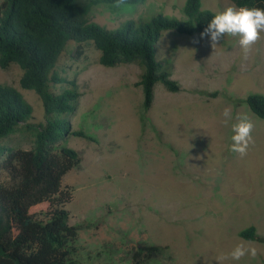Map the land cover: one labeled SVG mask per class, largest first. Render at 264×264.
Here are the masks:
<instances>
[{"label":"rangeland","instance_id":"rangeland-1","mask_svg":"<svg viewBox=\"0 0 264 264\" xmlns=\"http://www.w3.org/2000/svg\"><path fill=\"white\" fill-rule=\"evenodd\" d=\"M185 3H99L88 19L109 30L155 16L186 20ZM232 4L201 0V9L216 13ZM157 48V60L179 90L157 83L146 112L138 64L105 68L92 42L69 41L55 65L56 74L78 83L72 128L94 139L71 136L63 142L81 154V166L62 179L73 195L66 206L69 223L78 230L73 258L81 264H136L134 250L145 243L169 247L150 264H216L217 256L245 242L258 249L257 257L224 264H264V242L240 237L254 226L264 238V118L244 102L248 95H264V39L247 60L237 37L225 36L213 49L197 31L165 30ZM21 75L16 64L0 68V84L17 89L35 121L44 123V105L21 87ZM66 87L50 84L56 94ZM225 107L234 117L247 114L255 125L254 144L244 157L230 151L234 121L222 124ZM3 143L30 149L32 137L20 130ZM6 180L0 171V182Z\"/></svg>","mask_w":264,"mask_h":264},{"label":"trees","instance_id":"trees-1","mask_svg":"<svg viewBox=\"0 0 264 264\" xmlns=\"http://www.w3.org/2000/svg\"><path fill=\"white\" fill-rule=\"evenodd\" d=\"M145 0H5L0 5V68L11 64L22 70L20 85L33 90L44 105V123H38L31 105L14 87L0 84V264H81L74 260L72 243L78 230L69 223L66 206L71 187L62 179L81 166V154L63 144L71 136L94 139L74 130L69 117L80 93L75 79L55 73V65L69 41L92 42L100 51V64L111 68L136 63L142 68L138 86L143 93V112L150 110L154 87L161 82L172 92L179 85L157 60V42L165 30L194 35L203 32L215 14L201 9V0H186V20L155 16L146 21H126L109 30L89 21L99 3L133 6ZM236 6L264 8V0H229ZM66 84L59 94L50 84ZM244 102L264 118V95H248ZM32 137L30 149L13 148L3 141L18 131ZM251 226L240 233L247 241H263ZM168 246L142 243L134 250L136 264L162 259ZM172 260V257L169 256Z\"/></svg>","mask_w":264,"mask_h":264},{"label":"clouds","instance_id":"clouds-1","mask_svg":"<svg viewBox=\"0 0 264 264\" xmlns=\"http://www.w3.org/2000/svg\"><path fill=\"white\" fill-rule=\"evenodd\" d=\"M201 38H208L213 49L225 36L237 37L245 60L250 56L254 46L264 39V8L236 6L232 4L216 12L200 33ZM222 124L231 123L230 151L240 157L247 155L249 147L254 144L253 131L255 125L247 114L238 113L233 116L231 107L222 111ZM258 249L250 243L240 242L230 252L216 257V264H224L226 260L240 261L248 256L256 258Z\"/></svg>","mask_w":264,"mask_h":264}]
</instances>
